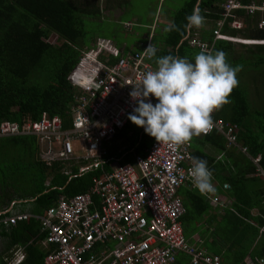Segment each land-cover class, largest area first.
<instances>
[{"label": "trees", "instance_id": "obj_1", "mask_svg": "<svg viewBox=\"0 0 264 264\" xmlns=\"http://www.w3.org/2000/svg\"><path fill=\"white\" fill-rule=\"evenodd\" d=\"M109 1L102 0L104 8ZM111 1L126 3V0ZM250 1L241 0L244 4ZM219 2L186 0L164 26L160 44L155 42L157 51L151 61L155 64L157 57L174 55L187 57L194 62L193 57L199 51L187 43L192 27L187 26L186 17L199 10L207 21V26L205 23L202 26L199 39L210 42L213 29L218 27L215 21L221 15ZM233 12L242 18V28H230L227 18L218 27L219 34L229 37L239 35L256 43L240 44L244 50L234 54L231 40L220 38L214 41L212 51L223 50L227 54V62L232 67L240 66L241 70L236 74L238 84L228 97L229 103L214 111L212 118L235 124L237 144L244 146L250 157L259 155L258 164L264 169V73L261 74L262 84L253 90L249 82L254 80L247 73L249 69L256 71L261 64L264 65V27H256L258 12L252 15L244 14L242 9ZM99 15L97 4L91 0H0V121H13L20 126L26 121L37 120L44 112L49 116H59L63 128L69 126L67 109L76 88L68 83L66 77L83 48L89 47L91 35L86 27L88 18ZM171 24L175 27L166 30ZM51 34L55 35L54 43L47 40ZM145 34L143 43L148 30ZM152 41H155L154 37ZM115 59L116 56L109 55V61ZM253 92L256 96L252 99L249 96ZM152 138L143 127L128 120L110 139L101 142L106 153L101 156L99 165L81 172H78L76 165H71L68 174H62L60 162L47 166L39 159L34 134L0 136V211L8 207L11 209L0 216L23 211L41 214L54 204L58 195L70 197L86 191L101 176L102 170L109 171L111 161L131 162L135 154H144ZM203 146L225 151L224 138L218 132L211 131L194 137L192 141V157L206 160L215 178L220 159L204 152ZM234 162L237 166L235 174L222 178L219 183L229 184L231 193H235L237 201L233 202V207L240 216L249 217L254 207L258 212L252 216L254 225L245 223L241 217L236 218L234 223L227 219L229 224L241 227L237 232L224 233L223 241L227 247L220 255L222 264H244L246 256L264 259V183L259 181L260 178L246 177L254 168L250 158L241 155ZM256 181L257 188L253 189L256 200L250 196L241 200L239 192ZM193 189L186 191L188 197L182 202L187 210L189 207L195 212V204L203 202L199 191ZM38 229V221L32 217L7 226L0 224V233L9 239L8 245L24 247V257L18 264H42L46 250L44 245V250H39L36 244L40 240L42 243L43 238ZM0 264L6 263L0 259Z\"/></svg>", "mask_w": 264, "mask_h": 264}, {"label": "built area", "instance_id": "obj_2", "mask_svg": "<svg viewBox=\"0 0 264 264\" xmlns=\"http://www.w3.org/2000/svg\"><path fill=\"white\" fill-rule=\"evenodd\" d=\"M219 6L221 15L215 21L218 27L229 18L230 28H242V19L233 12L236 9L247 15L258 12L256 27H264V0L246 4L241 0H220ZM218 27L213 29L210 42L200 40L193 32L187 39L188 45L199 52L205 48L212 50L216 39L228 38L219 34ZM150 43L148 37L136 51L116 55L114 50L103 59L97 57L102 52L82 51L68 76L76 88L67 109L69 127L63 128L59 116L42 112L37 120L20 126L13 121H0V136L38 134L47 143L43 152L47 163L75 158L74 144L81 151L79 158L98 162L104 154L102 140L122 128L136 106L129 95L132 85L143 73L156 68L144 52ZM89 53L94 56L89 57ZM109 55L116 59L109 61ZM148 99L153 104L157 102L155 97ZM212 119L213 127L208 133L218 132L226 146H237L246 153V148L236 142V125L221 118ZM193 138L177 146L158 143L153 137L144 154H135L132 163L116 164L103 171L85 192L67 198L59 196L42 215L36 216L46 250L42 263L176 264V253L184 252L189 264H222L219 256L189 244L182 232L180 218L185 208L177 190L184 184L198 190L191 178ZM53 143L59 146L56 151L50 148ZM250 160L254 173L264 178L259 155ZM200 193L213 202L218 200L214 191ZM26 217L16 214L3 217L0 222L14 224ZM22 258L17 249L10 264H17ZM243 262L264 264V259L246 256Z\"/></svg>", "mask_w": 264, "mask_h": 264}, {"label": "clouds", "instance_id": "obj_3", "mask_svg": "<svg viewBox=\"0 0 264 264\" xmlns=\"http://www.w3.org/2000/svg\"><path fill=\"white\" fill-rule=\"evenodd\" d=\"M187 26L202 27L199 10L186 17ZM174 24L166 30H172ZM157 49L150 43L145 49L148 59ZM223 50L202 49L193 57L166 55L155 59V70L142 74L132 85L129 95L135 102L128 119L143 127L158 143L181 145L193 136L207 134L213 127L212 113L229 103L228 97L237 86L240 66L232 67ZM155 97L153 104L149 97ZM191 178L202 192L214 191L212 172L207 161L191 158Z\"/></svg>", "mask_w": 264, "mask_h": 264}, {"label": "crops", "instance_id": "obj_4", "mask_svg": "<svg viewBox=\"0 0 264 264\" xmlns=\"http://www.w3.org/2000/svg\"><path fill=\"white\" fill-rule=\"evenodd\" d=\"M127 3H129V0H126L125 4H119V3L115 4V2L110 0L109 3H107L106 9L110 10L112 8H117V9L120 8L121 10H120L119 14H122L124 7H126V5H128ZM115 5L120 6V7H115ZM173 12H174V10L172 11V13ZM172 13L168 17H163L164 20L167 19V21H169V19H171ZM163 18L159 19V17H158L157 20L154 22V17H153L151 24H150V26L153 27V29H154V33H153L154 35L151 36L150 40L153 43L155 48H157L155 42L157 43V45H158V43L160 44L161 33L163 32L164 26H166L168 23V22L162 21ZM158 21H160V23L162 25L157 26ZM124 22H126V23L128 22L127 24H129L130 27L132 26L131 22H129V21H124ZM206 22L207 21L204 19L205 24H206ZM204 23L202 25L203 27H204ZM138 26H140V25H138ZM206 26H207V24H206ZM130 27L128 28L129 32L131 30ZM147 27H149V26L142 25V28H147ZM203 27H199V28L192 27L191 31H192V33L195 32V33H197V35H199L201 33ZM135 35H136L137 40L133 44H129L128 46L125 45V40H123L120 44H116L114 41V46L119 48L118 50H119L120 54L129 52V51H132V50H135V49L141 47V45L143 44V41H144L143 39L145 38L146 34H145V32L140 31L138 33L135 32ZM153 37H154L155 41H152ZM227 37L229 38V36H227ZM228 38H222V39L228 40ZM153 65H155V64H153ZM255 86L259 87L258 84H249V87L251 90H253V88H255ZM255 96H256V94L253 92V94L251 93V95L249 97L253 99V98H255ZM254 101H256V100H254ZM68 119H69V117H68ZM110 138H108V139H110ZM108 139H105L102 141H107ZM40 147H44V149L42 150V149H40ZM102 147H103L104 154H105L106 149L104 146H102ZM38 148H39L38 149L39 159L47 166L52 165L53 162H60V164L62 165V168H60V172L62 174H68L69 167L71 165H76L78 172H81V171H85V170L89 169L90 167H96L101 162V156L102 155L100 156V158H99L100 160L98 162H92V161L88 162V161H84L83 159L79 158V156L81 155V151L78 147L80 153L77 154L74 152L75 158H73L69 161H64V162L59 161V160H54V161L47 163L41 159V154H43V152L46 150L47 143L44 140H39ZM74 149H75V147H74ZM74 149H73V151H74ZM203 150H204V152L212 155L213 157L220 159V164L218 166L217 176L215 177L216 179L213 178V175H212V182H213V186L215 189L214 194L217 196L218 200L213 202L210 200V198H206L204 195H202L201 193L198 192V194L201 195L203 203H196L195 204V206H194V208L196 207L195 212L192 211L189 207H188V210H187V208L184 207L185 210H184V213L182 214V216L180 218V223H181V227H182L183 236L189 244H192L195 247L203 249L208 254L217 255L220 258L222 251L224 250V248L227 247V243L225 241H223L224 240V233L229 232V231L237 232L239 230V228L241 227L238 224L237 225L229 224L227 219H230V221L232 223H234L235 221H237V219H239L241 217L242 221H244L245 223L249 222L248 224L254 225V222L252 221V216L257 214V212H258V210L254 207L250 211L249 217L240 216L237 213V210L233 207V202L237 201V197L235 196V193H233V194L231 193L229 184L224 183V182L219 183V180H221L222 178H226L230 174H235V171L237 170L236 169L237 166H235V162H234L235 160H238L241 155H245L248 158H250V156L247 155V153H243L237 146H226L225 145V151H216L215 149H213L210 146H203ZM132 162H133V159L131 162H125V163H132ZM114 163H115V165L116 164H123V163H119L117 160L111 161L108 164L109 169L112 167L111 164H114ZM222 163H223V166H222ZM101 170H102V166H101ZM104 171H106V170H104ZM102 172H103V170H102ZM247 176L248 177L253 176L256 179L260 178L259 181L261 183H264V178L262 176L256 175L254 173V168H253V172L250 174H247L246 177ZM256 184H257V181L250 183V184H247L245 186V189L241 190L239 192V195H238L239 198H241V200H244V198H247L250 196V197H252V199H255L256 198V196H255L256 192H253V191L256 190L254 187L257 188ZM91 186H92V184L88 187V189ZM253 189H255V190H253ZM187 190H193L194 191V189L191 188L187 184L181 185L178 188L177 194L179 195V197L181 198V201H183V202L188 197L186 194ZM59 196L66 197L64 195H58L56 197V200ZM94 202H95V205L97 206L98 200L96 197L94 198ZM188 205H190V204L188 203ZM10 210H11L10 207H8L5 210H1L0 214H2L5 211H10ZM191 211L193 213H191ZM196 211L198 213H196ZM43 212L41 214H37V215L28 213L26 211L14 212V213H11L10 215L0 216V219L3 217H11L12 215H16V214H26L27 217L25 219L32 217L38 221L36 216L42 215ZM25 219H23V220H25ZM0 224H2V223L0 222ZM2 225L7 226L10 224H6V225L2 224ZM229 228H230V230H229ZM38 232H39V229H38ZM227 238L228 237H226V239ZM42 240H43V238H42ZM40 241L36 242V244L38 246V249L42 251L43 244ZM8 244H9V239H7L5 236L1 235V233H0V259L3 262H5L6 264H10V260L13 256V252L16 251L17 249H18V252L21 251V253L24 257L23 245H8ZM175 263L176 264H189L188 255H186L184 252H177L176 258H175Z\"/></svg>", "mask_w": 264, "mask_h": 264}, {"label": "rangeland", "instance_id": "obj_5", "mask_svg": "<svg viewBox=\"0 0 264 264\" xmlns=\"http://www.w3.org/2000/svg\"><path fill=\"white\" fill-rule=\"evenodd\" d=\"M91 1H93L94 4H97L100 10V15L97 18H91V19L88 18L86 27L88 29L89 35L91 36L89 37V42H88L89 44L87 45L89 47L87 48L85 46L82 51L84 52H88L89 50L93 52L96 51L97 54L99 52H102V55L99 54L97 57L98 59H100V57L103 59L106 56L107 52H111L114 50L116 51L115 53L116 55H121L118 50L119 48L114 46V41L116 44H120L123 40H125V45L128 46L129 44H133L137 40L135 32L137 33L140 31L146 32L147 30H148L147 38L148 37L151 38V36L154 35L153 34L154 29L153 27L150 26L152 18L154 17V22H155L158 17L159 19L163 17H168L172 13L173 10L175 11L176 9H178L186 0H129V3H127L128 5H126V7H124L122 11V14H119L121 10L120 8L119 9L112 8L110 10H107L106 9L107 7L104 8L103 7L104 2H102V0H91ZM252 1L260 2L262 0H252ZM115 4H116V1H115ZM115 7H120V6L115 5ZM239 18L242 19L241 17ZM124 21L131 22L132 26L130 27V25L127 24L128 22L126 23ZM162 21L169 23L170 19L169 21H167V19L164 20L163 18ZM142 25H147L149 27L142 28ZM159 25H162L160 21H158L157 23V26ZM129 27L131 29L130 32L128 31ZM197 36L199 37V35ZM47 40L50 43L56 42L55 35L53 34L49 35ZM228 40H231L233 42V47H234L233 53L234 54H237L238 51L240 50H244V46L242 45H250V43L251 44L256 43V41H252L250 39H244L240 37L239 35L236 37H229ZM143 44L141 45V47L135 50L129 51V52H133V51H136L142 48ZM122 54H125V53H122ZM92 56L94 55L89 53V57H92ZM80 57L81 55L78 57V60ZM151 63L154 64L152 61ZM260 66H261L260 69L256 71L252 69H249L247 71L248 75L249 74L252 75V79L254 80L252 82L250 81L249 84H262L261 74L264 73V65L261 64ZM69 75L70 74H68V76ZM250 75H249V78H250ZM68 76L66 77V79L68 83L71 85V82L69 81ZM37 135L38 134H35L36 142L37 144H39L40 136L38 135L39 136L38 137ZM74 147H75L74 152L79 154L80 151L78 149V146L74 144ZM50 148L56 151L59 148V146L58 144L53 143L52 145H50ZM40 149L43 150L44 147H40ZM44 156L46 155L44 154ZM44 156L43 154H41L42 160H44ZM111 166L112 167L115 166V163L111 164Z\"/></svg>", "mask_w": 264, "mask_h": 264}]
</instances>
